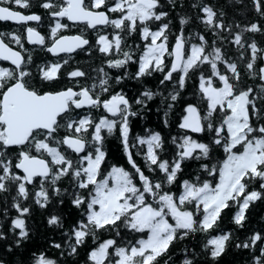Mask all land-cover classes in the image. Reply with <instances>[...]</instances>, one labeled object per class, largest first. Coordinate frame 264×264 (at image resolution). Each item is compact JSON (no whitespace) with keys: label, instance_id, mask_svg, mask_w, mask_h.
I'll return each instance as SVG.
<instances>
[{"label":"snow or ice","instance_id":"1","mask_svg":"<svg viewBox=\"0 0 264 264\" xmlns=\"http://www.w3.org/2000/svg\"><path fill=\"white\" fill-rule=\"evenodd\" d=\"M252 3L264 18V0ZM168 4L175 8V0ZM37 6L54 21L46 34L29 25L41 22L39 13L18 10L31 9V0H0V21L23 27L22 32L0 31V60L10 62L0 66V193H15L10 200L15 215L9 216L5 196L0 224V241H11L8 251L29 239L26 217L33 207L51 206L47 225L63 230L61 242L48 241L58 256L37 250L31 264H64L82 246L87 248L83 264H160L171 245L196 236L203 252L185 247L180 264H197L199 255L204 264H219L230 244L257 249L260 254L252 253V264H264V230L234 242V231L222 226L228 212L236 228H243L250 204L264 199V83L244 81L237 60L223 50L226 37L221 35H232L228 42L237 46L247 76L264 81V48L243 38L245 32L264 27L237 24L240 30L233 34L222 11L218 16L211 5L196 0L191 7L199 8L203 15L198 13L197 19L214 38L209 43L200 32L185 37L189 17L179 15L181 28L173 43L161 0H38ZM61 18L86 27L61 35L70 27ZM87 30L95 33L94 42L86 37ZM133 33L142 45L127 43ZM25 40L56 59L36 64ZM85 46L89 54L98 49L105 57L93 69L96 76L89 78L80 67L62 75L69 59L59 54L70 56ZM130 62L136 65L132 73ZM104 65L121 74L113 76ZM154 73L160 77L155 91L145 87L129 100L122 89L113 90L125 78L141 80ZM194 74L196 102H183L170 152H165L159 131L131 135V118L157 96L166 105L163 123L168 127L169 112ZM107 137L119 141L129 168L104 167ZM134 156L143 158V168ZM186 162H197L198 171L178 181ZM177 182L178 190L171 191ZM66 201L76 212L67 228L63 212L56 211ZM122 228L139 239L118 243ZM104 235L108 238L102 239Z\"/></svg>","mask_w":264,"mask_h":264},{"label":"trees","instance_id":"2","mask_svg":"<svg viewBox=\"0 0 264 264\" xmlns=\"http://www.w3.org/2000/svg\"><path fill=\"white\" fill-rule=\"evenodd\" d=\"M33 7L31 9H19L26 13L29 12H37L41 15V22L35 24L34 26L42 33L46 34L49 31V24L54 23V21L50 20V18L45 13V10L38 7V0H31ZM196 2V0H175V8L172 5L168 4V0H161L162 10H165L169 13L168 17L164 20V22L171 21L170 23V42L174 43V35L179 33L180 24H179V15H185L189 17L188 21L184 25V36L188 37L189 33L195 34L196 32H200L205 35V38L211 42L214 38L211 30L206 29L203 22L197 19V14L203 15L199 12V8H192V3ZM203 3L211 5L214 10L219 13L222 11L224 16L225 23L231 22L233 24V34L236 31H239L240 28H237L236 25L239 24L240 27H245L251 22H257L262 27H264V18H262L254 9L252 0H202ZM183 4V7H181ZM15 7V5H13ZM66 22V20H65ZM159 22H157L158 24ZM69 24L68 30H61L62 34H76L80 32L83 28L82 26L76 24ZM155 28V25H153ZM19 29L21 32L23 31V27L21 25L12 24L9 22L2 23L0 22V31H13ZM107 31L111 32V29ZM86 37L90 40V42H94L95 34H92L91 30H87L85 32ZM221 35L226 37V40L223 43V50H226V53L229 57L234 60H237L239 70L242 73V78L248 84L253 86L258 85L260 83H264V81H260L258 78L252 79L247 76L243 63L237 59L239 53L237 51V46L229 43L231 41L232 35L228 32H221ZM244 40L246 43H251L254 39L258 47L264 48V31L262 32H245ZM193 42H198L194 40ZM127 43L135 46L136 44H143L144 41L140 40L136 33H133L131 37L127 38ZM25 47L33 50V57L36 64H41L44 61H53L56 57H53L50 53L46 52V50H42L41 46L31 45L24 41ZM15 47V45H12ZM217 46H221V41L217 39ZM248 53H246L247 55ZM61 59H69V63L67 66L62 67L61 74L63 75L67 71H71L74 67H80L89 78L95 77L96 73L93 69L101 66L102 61L104 60V55L99 53L98 49L94 50L92 54H89L87 51V46L84 48V51L77 50L75 53L70 56L60 55ZM114 58V57H113ZM2 66H10L8 63L0 62ZM106 71H110L111 74L119 75L120 71L116 69H108L107 65H104ZM136 65L134 63L129 64L128 71L129 73L134 72ZM33 71H35V65L33 66ZM198 74H194L189 77L186 83V90L181 91L180 100L175 104L172 111L169 112L167 117L169 126H164V111L166 105L160 104V97H154L152 101H149L147 109H141L137 116L131 118V135L135 136L137 134L144 135L145 129H150L153 131H159L164 140H165V152L168 153L171 151V142L170 138L173 135L178 134V129L176 127L178 123V117L182 114V106L183 102H196L193 97V92L196 90V83ZM160 79L158 73H154L151 77H145L141 80H135L131 78H125V80L121 81L118 87H114L113 90H123L127 95L129 100H133L135 96H137L141 91L144 90L145 87L151 88L153 91L157 90L158 80ZM85 81L82 79L81 83ZM88 82H91L90 79ZM163 91V89H161ZM167 95V92H165ZM259 106V105H258ZM138 107V106H136ZM104 148L107 152L106 160L104 167L107 168L111 164L124 165L126 168L130 166L126 162V158L122 152V148L120 146L119 141L115 137H107L104 142ZM146 150V146L145 149ZM135 152V149H133ZM162 158H168L166 155ZM136 162L144 167V161L141 156H134ZM198 171V163L197 162H186L183 166V172L179 174L178 181L190 178V176H194ZM179 188V183L177 182L176 186H170V190L176 192ZM15 193H0V224H3V206L5 205L4 197L8 196L9 201V216L15 215V210L10 208V200L11 195ZM53 211V207H49L47 210H42L38 207H33V210L29 216L26 217L27 226L30 229L29 239L23 241L22 247H17L13 245L11 251H8L7 244L11 241H0V259L5 261V264H31V254L37 252V250L45 251L50 256H58V251L49 247L48 241L55 240L56 242H61L62 239V229H55L47 225L46 217L47 215ZM58 212H63L64 214V227L67 228L72 220L76 216V212L73 208L68 206L66 201L65 205L61 209H56ZM224 221L222 222V226L225 231L233 230L234 231V242H238V239H245L249 237L255 231L264 230V199L257 200L250 204L249 208L246 210V221L243 228H236V226L230 220V214L228 212L223 213ZM10 222V221H9ZM6 227V225H5ZM122 237H117L118 243H123L126 241H131L133 238L139 239L135 233H132L130 230L121 229ZM215 234V233H213ZM66 239L67 237H63ZM103 238H108L107 235L102 236ZM238 238V239H237ZM200 237H190L183 242L177 241L175 244L170 246V250L163 259L160 260V264H163L164 260L171 257L169 264H180L185 257V253L183 249L187 247L189 250L194 252L202 253L203 250L199 247ZM91 243V241H89ZM86 251L87 248L82 246L79 248V255L76 257L68 258L64 264H83L86 259ZM252 253L259 255V251L255 248L252 249H242L236 248L231 244L226 249L225 253L222 254L219 259V264H252ZM67 255V253L65 254ZM197 264H204L205 257L203 255H199L196 257Z\"/></svg>","mask_w":264,"mask_h":264},{"label":"flooded vegetation","instance_id":"3","mask_svg":"<svg viewBox=\"0 0 264 264\" xmlns=\"http://www.w3.org/2000/svg\"><path fill=\"white\" fill-rule=\"evenodd\" d=\"M19 10V9H18ZM26 13V12H25ZM65 20H66V22H65ZM1 22V21H0ZM61 22L62 23H70L69 21H67V19L66 18H61ZM2 23H6V22H2ZM9 23H11V22H9ZM12 24H14V23H12ZM35 24H37V23H29V25L30 26H34ZM71 24V23H70ZM16 25H18V24H16ZM78 25H80V26H82L83 28H85L86 26L85 25H83V24H78ZM35 27V26H34ZM38 30V29H37ZM39 31V30H38ZM92 34H95V33H93L92 32Z\"/></svg>","mask_w":264,"mask_h":264},{"label":"water","instance_id":"4","mask_svg":"<svg viewBox=\"0 0 264 264\" xmlns=\"http://www.w3.org/2000/svg\"><path fill=\"white\" fill-rule=\"evenodd\" d=\"M25 14H28V13H25ZM1 22H11V23H14V24H17L16 22H12V21H1ZM70 22V21H69ZM29 23H37V22H29ZM70 23H72V22H70ZM63 35H72V34H63ZM31 45H33V44H31ZM86 47V46H85ZM77 50H79V49H77ZM76 50V51H77ZM51 54V53H50ZM52 55V54H51ZM60 55H63V53H61V54H59V56ZM53 56V55H52ZM0 62H5V63H8L9 65H10V62H6V61H2V60H0Z\"/></svg>","mask_w":264,"mask_h":264},{"label":"rangeland","instance_id":"5","mask_svg":"<svg viewBox=\"0 0 264 264\" xmlns=\"http://www.w3.org/2000/svg\"><path fill=\"white\" fill-rule=\"evenodd\" d=\"M0 66H2V65L0 64Z\"/></svg>","mask_w":264,"mask_h":264}]
</instances>
